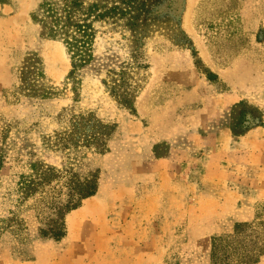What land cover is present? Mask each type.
<instances>
[{
    "label": "rangeland",
    "instance_id": "1",
    "mask_svg": "<svg viewBox=\"0 0 264 264\" xmlns=\"http://www.w3.org/2000/svg\"><path fill=\"white\" fill-rule=\"evenodd\" d=\"M43 1L0 0V215L21 221L0 264H212L237 223L263 221L264 238V0H106L124 14L77 69L33 20ZM31 66L53 96L27 86ZM76 124L103 128L107 150H75ZM72 163L99 174L78 208L66 188L20 202L24 176Z\"/></svg>",
    "mask_w": 264,
    "mask_h": 264
},
{
    "label": "trees",
    "instance_id": "2",
    "mask_svg": "<svg viewBox=\"0 0 264 264\" xmlns=\"http://www.w3.org/2000/svg\"><path fill=\"white\" fill-rule=\"evenodd\" d=\"M118 13L124 14L118 6L108 7L106 0H45L33 12L32 18L41 25L47 38L59 40L65 45L73 69H77L90 63L94 58L95 43L99 31L98 24L107 23L111 18L116 17ZM28 74L24 79L27 86L39 84L40 82L44 86L43 90L37 95L43 98L53 96L51 86L44 81L46 77L43 71L35 70V67L31 66ZM118 76H121L120 78L117 77L118 80L123 79L125 81L123 72H119ZM121 86V84L114 86L112 90L116 96H119L121 103L129 106L131 99L126 96V91L123 90L119 93L117 90ZM245 119H242L243 123H245ZM75 129L73 133L75 150L81 148L92 149V147H95L97 152L107 150V139L103 135V128L95 129L93 127L90 134L84 132L82 127L80 129L77 124ZM74 168L75 165L72 163L66 170L49 168L42 174L41 178H35L39 174L38 170L30 176H24L19 183L21 190L20 202L30 196L39 194L37 201L50 207L59 200V197L63 194L61 193L62 189L66 188L68 202L64 204V210L78 208L84 199L97 193L99 174L79 175L73 172ZM53 183H57V185ZM58 183H61V185L58 186ZM11 215L9 217L0 215V236L4 231L13 229V223L18 225L19 229L16 231H20L21 221L19 222L15 212ZM261 223L263 221L258 222V219L253 222L237 223L233 234L213 237L211 247L212 264L258 263L264 255V238L257 231ZM246 229L251 230L250 233L244 234ZM18 233L21 234V232ZM44 235L49 234L45 232ZM65 235L66 230L63 225L51 231V237L56 240H60Z\"/></svg>",
    "mask_w": 264,
    "mask_h": 264
},
{
    "label": "crops",
    "instance_id": "3",
    "mask_svg": "<svg viewBox=\"0 0 264 264\" xmlns=\"http://www.w3.org/2000/svg\"><path fill=\"white\" fill-rule=\"evenodd\" d=\"M0 8L2 9V6L0 5Z\"/></svg>",
    "mask_w": 264,
    "mask_h": 264
}]
</instances>
